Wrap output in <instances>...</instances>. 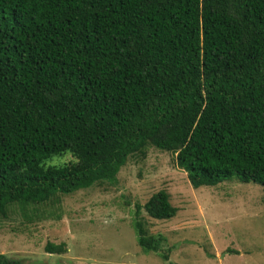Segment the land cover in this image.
Returning <instances> with one entry per match:
<instances>
[{
	"label": "trees",
	"instance_id": "obj_1",
	"mask_svg": "<svg viewBox=\"0 0 264 264\" xmlns=\"http://www.w3.org/2000/svg\"><path fill=\"white\" fill-rule=\"evenodd\" d=\"M150 147L195 189L264 187V0H0L2 218L115 185ZM142 210L179 208L166 190L138 208L137 243L158 252Z\"/></svg>",
	"mask_w": 264,
	"mask_h": 264
},
{
	"label": "rangeland",
	"instance_id": "obj_2",
	"mask_svg": "<svg viewBox=\"0 0 264 264\" xmlns=\"http://www.w3.org/2000/svg\"><path fill=\"white\" fill-rule=\"evenodd\" d=\"M65 157L49 164L63 165ZM175 162L150 147L146 158L129 159L115 185L11 206L0 216V254L20 264H165V256L172 264H264V187L230 180L195 189ZM162 190L179 212L171 220L140 212L151 235L163 238L158 252L146 251L133 224L138 208ZM51 242L68 252L47 253Z\"/></svg>",
	"mask_w": 264,
	"mask_h": 264
},
{
	"label": "clouds",
	"instance_id": "obj_3",
	"mask_svg": "<svg viewBox=\"0 0 264 264\" xmlns=\"http://www.w3.org/2000/svg\"><path fill=\"white\" fill-rule=\"evenodd\" d=\"M64 162L65 163L71 162L73 164H77V163H79V160L77 158L73 157L71 153H68L66 155V157L64 158Z\"/></svg>",
	"mask_w": 264,
	"mask_h": 264
},
{
	"label": "crops",
	"instance_id": "obj_4",
	"mask_svg": "<svg viewBox=\"0 0 264 264\" xmlns=\"http://www.w3.org/2000/svg\"><path fill=\"white\" fill-rule=\"evenodd\" d=\"M166 263L165 264H171L172 262H170V260L169 261H165Z\"/></svg>",
	"mask_w": 264,
	"mask_h": 264
}]
</instances>
